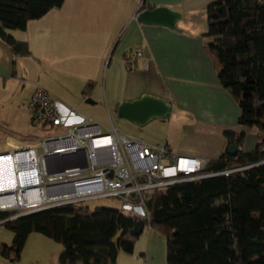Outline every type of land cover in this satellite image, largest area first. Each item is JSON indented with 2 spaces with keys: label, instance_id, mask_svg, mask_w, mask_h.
<instances>
[{
  "label": "trees",
  "instance_id": "16d2710c",
  "mask_svg": "<svg viewBox=\"0 0 264 264\" xmlns=\"http://www.w3.org/2000/svg\"><path fill=\"white\" fill-rule=\"evenodd\" d=\"M62 1L0 0V41L13 58L30 51L8 30H23ZM152 7L142 0L138 9ZM205 19L202 49L239 108L236 123L253 127L257 142L243 151V132L224 131L225 148L234 144L235 154L224 148L204 160L202 172L232 171L144 192L143 225L164 236L167 264H264V0H212ZM93 85L87 80L81 95L88 96ZM9 215L0 211V220ZM132 216L83 203L33 211L0 223L12 232L9 244L0 242V258L17 261L27 235L37 233L61 246L58 264H116V253H130L137 238L128 235Z\"/></svg>",
  "mask_w": 264,
  "mask_h": 264
},
{
  "label": "crops",
  "instance_id": "0c3cea01",
  "mask_svg": "<svg viewBox=\"0 0 264 264\" xmlns=\"http://www.w3.org/2000/svg\"><path fill=\"white\" fill-rule=\"evenodd\" d=\"M210 1L147 0L152 6L164 5L179 12L175 21L177 31L135 20L134 14L140 9L134 6V0H63L58 8L28 20L23 30H8L14 38L26 41L30 55L13 58L0 41V145L32 139L28 134L33 125L28 101L36 84L51 95L62 126L86 117L67 111L66 102L73 104L74 95L84 103H89L84 101L89 98L92 101L89 104L102 100L106 109L143 94L145 90L129 95L126 83L129 69L123 64L126 52L137 51L140 54L137 63L140 65L143 60L144 67L136 69L143 72L150 69L163 78L162 91L151 94L166 98L171 112L176 108L183 114L173 124L168 119L162 135L156 139L141 140L165 142L176 154L203 160L218 156L225 148L224 131L243 132L245 137L250 128L236 123L239 108L220 87L212 62L202 49L206 39L205 6ZM129 3H132L130 11ZM125 20L134 24L130 34L120 40L116 35ZM105 58V72L108 70L112 78L107 82L104 78L102 91L98 93L100 86L96 88V84ZM118 77L123 85L114 91ZM87 80L94 85L89 95L83 97L80 92ZM31 234L37 233L28 234L26 239ZM19 259L20 256L15 262H8L0 258V264H18ZM115 263L167 264L164 236L147 227L135 239L130 253H116Z\"/></svg>",
  "mask_w": 264,
  "mask_h": 264
},
{
  "label": "built area",
  "instance_id": "2783aa9c",
  "mask_svg": "<svg viewBox=\"0 0 264 264\" xmlns=\"http://www.w3.org/2000/svg\"><path fill=\"white\" fill-rule=\"evenodd\" d=\"M139 56L137 51L126 52L125 67L143 68V60L137 63ZM28 104L33 125L43 133L32 136L28 146L13 140L0 145V211L11 213L0 223L49 207L109 197L142 218L147 216L144 192L232 171L204 173L202 158L176 154L165 142L138 139L110 120L103 124L82 117L51 133L63 120L39 84Z\"/></svg>",
  "mask_w": 264,
  "mask_h": 264
},
{
  "label": "rangeland",
  "instance_id": "374dc122",
  "mask_svg": "<svg viewBox=\"0 0 264 264\" xmlns=\"http://www.w3.org/2000/svg\"><path fill=\"white\" fill-rule=\"evenodd\" d=\"M134 6H138L141 3V0H134ZM132 6V3H129V11ZM134 23H130V20H125L121 24V28L119 29L117 33V37H120V40H122L132 28ZM130 34V33H129ZM129 52V51H128ZM109 54L106 56L108 57ZM104 61L103 67L101 68L99 72V78L98 82L96 84V88L99 85L100 86V92L102 91L104 78L106 82L108 79L112 78L109 74V71L107 70L105 72L107 58ZM124 64V59H123ZM45 68L46 65L43 64ZM125 66V64H124ZM138 68V67H137ZM128 78L126 79L127 87H128V93L129 95L131 93H134L133 91H144V93L151 94L153 92H161L162 91V77L150 69H147V72H143L139 69H136L135 67L130 68L128 70ZM41 78L43 79V75H41ZM121 77H118L116 81H114L113 86H116L114 91L120 87L122 84ZM119 82V83H118ZM105 89L108 93V84L105 85ZM142 95L139 94V96ZM138 97V96H137ZM79 101L77 95L72 96L71 102L73 104H69L66 102V109L68 112H71L74 115H84L88 117L89 119L95 120L99 123L103 124H109V120L111 123L120 131L133 135L138 139H145V140H152L156 139L158 136L162 135L164 125L166 124L167 120L170 119L172 121V124L175 121L176 117H183V114L179 113V111L176 108H172V112H170L169 116L164 119L159 120H153L150 121V123H147L143 125L142 127H137L133 125L132 123L128 122L125 119L117 118L115 115V112L112 109V106H107V108H104V104L102 100H96V103L89 104L84 103L83 101ZM74 110V111H72ZM185 117V116H184ZM32 124V123H31ZM164 124V125H163ZM156 126V127H155ZM65 126H61L58 129L50 130L51 133L59 132L64 129ZM250 132L246 134V136L243 139L242 144V150L243 151H249L251 150L256 142H257V134L256 130L253 127H249ZM42 131L39 130L38 127L31 125L29 127L28 134L29 136H40L42 135ZM16 138H22L20 136H15ZM2 141V138H0V142ZM23 143L28 146L33 143V139L29 140H23ZM84 205L88 206L89 209H92L98 205H108L113 207L120 208L124 213H130L134 214L138 212L128 211L121 207L122 203L119 201V199L116 198H101V199H94V200H88L83 203ZM139 215V214H138ZM147 226L144 227L143 231ZM12 238V232L6 228L3 225H0V242H4L6 244H9L11 242ZM61 246L55 242L49 241L46 237L38 234H31L25 241L22 250L20 252V259L18 264H29L30 262L36 263L39 262L40 264H58L57 258L60 253Z\"/></svg>",
  "mask_w": 264,
  "mask_h": 264
},
{
  "label": "water",
  "instance_id": "95a60500",
  "mask_svg": "<svg viewBox=\"0 0 264 264\" xmlns=\"http://www.w3.org/2000/svg\"><path fill=\"white\" fill-rule=\"evenodd\" d=\"M179 12L164 5L143 8L134 14L135 20L145 25H158L170 30L177 31L175 21ZM91 103L89 98L84 100ZM171 112L170 102L163 97L144 93L131 100H121L117 103L115 115L117 118L125 119L137 127H142L152 120L164 119ZM227 154L234 155L236 146L228 144L225 148ZM133 224L128 230V235L138 236L143 230V220L136 215L132 216Z\"/></svg>",
  "mask_w": 264,
  "mask_h": 264
}]
</instances>
